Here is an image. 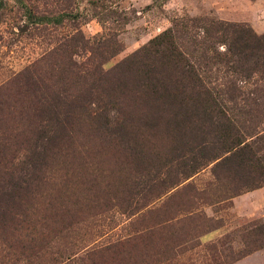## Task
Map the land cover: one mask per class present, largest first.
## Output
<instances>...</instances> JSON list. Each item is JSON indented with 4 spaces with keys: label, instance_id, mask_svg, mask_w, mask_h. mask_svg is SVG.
<instances>
[{
    "label": "rangeland",
    "instance_id": "obj_1",
    "mask_svg": "<svg viewBox=\"0 0 264 264\" xmlns=\"http://www.w3.org/2000/svg\"><path fill=\"white\" fill-rule=\"evenodd\" d=\"M0 3V99L12 102H20L19 93L25 91L26 69L34 89L78 95L86 86L84 66L98 67L90 75L96 79L176 21L241 23L264 33V0H111L116 13L102 21L92 16L99 9L86 0ZM22 4L30 6L35 17L63 12L77 17L57 26L28 20ZM81 35H105L108 53L88 58ZM178 37L208 80L226 91L227 68L214 63V52H222L223 46L204 44L193 30ZM225 108L244 139L258 148L264 175V104L252 107V114L241 102ZM9 125L16 128L14 135L21 129L17 123ZM148 128L146 154L129 159L82 137H76L71 150L51 155L41 171L25 158L26 152H14L20 162L13 173L16 179L47 177L35 189L31 185L33 195L28 198L38 209L37 214L30 211L29 218L44 227L29 234L13 229L12 213L1 218L5 227L0 229V264H264V185L226 199L228 181H217L209 165L169 187L165 182L178 172L176 162L181 160L179 151H173L181 147L180 136L168 133L164 119ZM187 140L192 149L202 141ZM5 186L0 180V192L8 189ZM9 201L6 195L0 197L1 206ZM48 203L64 208V215L52 217Z\"/></svg>",
    "mask_w": 264,
    "mask_h": 264
},
{
    "label": "trees",
    "instance_id": "obj_2",
    "mask_svg": "<svg viewBox=\"0 0 264 264\" xmlns=\"http://www.w3.org/2000/svg\"><path fill=\"white\" fill-rule=\"evenodd\" d=\"M86 1L99 9L92 16L100 21L116 13L111 0ZM22 5L28 20L54 26L77 17L72 12L35 17L30 6ZM188 30L199 33L204 44L223 46L222 52H214V63L227 68L230 85L226 91L221 92L208 80L178 42V36ZM81 39L88 58L92 54L101 57L109 51L105 35H81ZM95 45L99 47L95 49ZM97 68L89 64L83 67L86 86L78 95L34 89L26 69L22 80L25 91L19 93L20 102L17 101L21 107L17 109V102L0 99V180L8 188L1 190L0 197L6 195L11 200L0 205L1 230L5 227L1 218L11 213L8 215L11 221L16 220L12 223L14 230L34 234L38 226L44 227V223L29 218L30 211L37 214L38 209L28 198L33 195L31 185L35 189L47 177L44 174L27 181L16 179L13 173L20 162L16 163L14 152H26L25 158L29 156L28 161L34 162L38 171L47 166L51 155L71 150L76 137L96 139L126 159L135 154L143 156L147 152L148 124L155 128L161 119L166 121L168 133L180 136L181 143L179 149L173 150L175 155L179 151L177 159L181 160H175L178 172L165 182L169 187L209 165L217 181H228L226 199L264 185L258 148L244 139L225 108L227 103L235 102L249 108L264 104V33L257 34L241 23L204 18L176 21L110 71L90 79ZM253 111L252 108L249 112ZM9 123L21 126L16 135V128ZM187 138L202 141L192 149ZM184 151H187L185 159ZM137 162L141 164L142 158L138 157ZM222 172L226 175L221 177ZM48 205L52 217L64 215V208ZM260 230L264 234V229Z\"/></svg>",
    "mask_w": 264,
    "mask_h": 264
},
{
    "label": "crops",
    "instance_id": "obj_3",
    "mask_svg": "<svg viewBox=\"0 0 264 264\" xmlns=\"http://www.w3.org/2000/svg\"><path fill=\"white\" fill-rule=\"evenodd\" d=\"M263 189V188H262Z\"/></svg>",
    "mask_w": 264,
    "mask_h": 264
}]
</instances>
